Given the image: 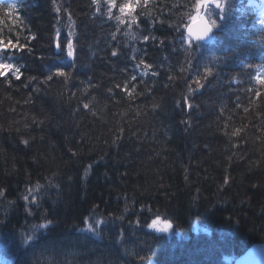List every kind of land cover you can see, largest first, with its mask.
I'll use <instances>...</instances> for the list:
<instances>
[{"label": "trees", "instance_id": "1", "mask_svg": "<svg viewBox=\"0 0 264 264\" xmlns=\"http://www.w3.org/2000/svg\"><path fill=\"white\" fill-rule=\"evenodd\" d=\"M238 1L181 71L196 0H142L135 26L105 0H17L0 21L27 45L10 49L21 77H0V264H232L264 243V37Z\"/></svg>", "mask_w": 264, "mask_h": 264}, {"label": "snow or ice", "instance_id": "2", "mask_svg": "<svg viewBox=\"0 0 264 264\" xmlns=\"http://www.w3.org/2000/svg\"><path fill=\"white\" fill-rule=\"evenodd\" d=\"M106 2V6L108 8V14H111V10L115 7H117V3L116 0H105ZM137 2L139 3V0H137ZM94 3H96L97 5H99L100 0H94ZM210 4H214L215 8L218 9L219 11L215 13L216 18H213V13L210 11H205L206 9L209 8ZM227 5H228V0H196V3L193 5L194 9H195V15L188 13V19L190 21V24L185 25L188 36L185 37L183 31H181L180 33V39H181V44L183 45V41L185 39H189V41H191V38L193 36L196 37H208L210 33L213 32V29H217L221 27V24L218 23L219 21H224L227 19ZM132 8V0H127V3H125L124 5L119 7V10L121 13H125L126 10H130ZM57 11H59V9H57ZM97 11H100L99 7L97 8ZM181 19V23H183V17L180 18ZM202 25V27H200L198 30L195 29L192 25ZM177 28H179V25L176 26ZM74 35V34H72ZM60 44V43H57ZM27 47V45H20L16 42H0V53H4L6 50L9 49H19L20 51H23L25 48ZM66 47H67V54L70 57H74L75 53H74V44L73 43H67L66 42ZM193 45L190 43L189 45H187V47L184 48L185 53L187 54L185 59H186V63L188 65V67H182L181 71H187L189 70L191 64V58H192V49ZM112 55L115 56L117 55V52L114 50L112 52ZM147 67H151V65H147ZM262 68H264V66H261ZM11 72H15L17 74V76L20 75L19 70L17 69V67L15 65L12 64H7V63H3L0 62V77H7L9 73ZM213 74V68L205 65L204 68V74L200 77H198L194 83L198 86V87H202L201 84V80H206L208 76ZM53 76H62L65 79L70 78V73L65 72L63 70H59L55 73H52L50 75H48L46 77L45 82L53 79ZM29 79H34V78H29ZM132 79H135V77H133ZM256 80L259 82L260 85L264 86V78H261V76H256ZM116 87H120V85H116ZM109 91H111V89H109ZM133 91H135V89H133ZM194 91L193 88H191V86H189V92ZM256 95H260V93H255ZM85 108H88L89 105L85 104L84 105ZM189 108L192 107L191 104L188 105ZM245 111H247V109H245ZM25 143H27V141H25ZM91 167V165H89V168ZM87 174V173H86ZM228 182V178L226 177L225 183ZM0 196H3V191L0 190ZM147 207V206H146ZM149 211H151V209H148ZM125 212L128 211L127 208L124 209ZM120 219H123V217L121 216ZM153 221L155 222L156 225H163V227L167 230L170 229L172 227V223L167 220L164 219L162 220L160 218L159 215L156 216L155 219H153ZM167 221V222H165ZM51 223V222H49ZM95 223H102V221L97 220L95 221ZM136 223H139V220L136 221ZM148 226V225H147ZM155 228V227H153ZM88 230L90 232H96V229L94 228L93 224H89L88 225ZM144 257H141V260H144Z\"/></svg>", "mask_w": 264, "mask_h": 264}, {"label": "water", "instance_id": "3", "mask_svg": "<svg viewBox=\"0 0 264 264\" xmlns=\"http://www.w3.org/2000/svg\"><path fill=\"white\" fill-rule=\"evenodd\" d=\"M195 29H199L202 25H192ZM194 40H201L208 42L210 40V34L208 37H192ZM233 264H264V243L253 244L243 255L238 257Z\"/></svg>", "mask_w": 264, "mask_h": 264}, {"label": "rangeland", "instance_id": "4", "mask_svg": "<svg viewBox=\"0 0 264 264\" xmlns=\"http://www.w3.org/2000/svg\"><path fill=\"white\" fill-rule=\"evenodd\" d=\"M249 6L252 9H254V8L256 9L258 24L259 25H264V23L260 24L262 19H258V11L261 8V6H264V0H248V2L242 4V12H247ZM153 227H155V228H153ZM150 229L153 232H155V233H161V234L164 233V234H167V235H171L172 234V227L170 229L166 230L163 227V225H156L155 222L150 226Z\"/></svg>", "mask_w": 264, "mask_h": 264}]
</instances>
